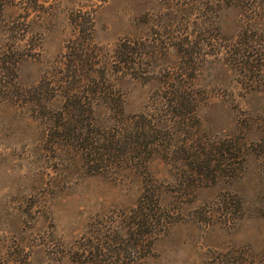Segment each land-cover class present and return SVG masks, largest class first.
Instances as JSON below:
<instances>
[{"label": "rangeland", "instance_id": "1", "mask_svg": "<svg viewBox=\"0 0 264 264\" xmlns=\"http://www.w3.org/2000/svg\"><path fill=\"white\" fill-rule=\"evenodd\" d=\"M25 1L5 6L0 15V52L12 44L9 24L28 10ZM180 2L186 0H37L44 14L36 17L31 10L25 26L38 54L19 64L10 91L0 90V264L127 263V253L117 257L105 247L127 243L129 212L151 184L173 221L156 235L150 253L132 264H264V84L244 82L225 50L247 22L264 28V0L253 20L242 4L195 0L186 8ZM79 8L94 15L96 40L104 48L99 60L124 111L122 117L110 104L95 101L87 131L133 139L136 117L144 113L167 129L162 132L170 134L174 153L210 156L214 162L220 157L221 166L177 162L161 153L149 162L147 178L130 151L132 159L93 172L86 151L52 135L58 125L54 114L63 103L66 45L76 35L70 14ZM204 29H210L216 46L206 49L195 78H185L200 99L196 115L185 123L171 118L162 124L171 114L166 91L187 76L172 45L175 36ZM126 37L153 50L142 68L147 80L120 70L111 58ZM90 69L84 74L95 75ZM48 77L53 97L44 94ZM39 85V95L32 96L30 90ZM224 198L238 206L226 209Z\"/></svg>", "mask_w": 264, "mask_h": 264}, {"label": "trees", "instance_id": "2", "mask_svg": "<svg viewBox=\"0 0 264 264\" xmlns=\"http://www.w3.org/2000/svg\"><path fill=\"white\" fill-rule=\"evenodd\" d=\"M17 1L0 0V15L5 6L17 4ZM168 1L171 3L173 0ZM194 2L195 0H186L185 3L177 4L189 8L194 7ZM224 2L226 5L242 4L249 13L250 20L254 19L251 17L257 14L258 7H260V0H224ZM25 3L29 5L28 10L19 12L9 24V39L12 44L0 52V90L3 91H10L14 85L19 64L24 59L35 57L38 54L32 46V39L30 41L27 38L28 31L25 25L29 21L31 10L34 9L33 14L36 17L44 14V11L36 8L39 7L37 0H26ZM70 22L76 30V35L66 45L65 66H63L65 71L62 72L63 78L60 80L63 88L61 90L63 103L54 114L58 124L55 127L60 129V132L55 128L52 135L59 133L56 137L61 138L62 136V138L70 139V143H75V146L78 144L82 150L86 151L90 171L98 172L105 166L129 159L131 158L130 151L134 153L133 159H137L140 167L145 170L144 175L146 174L147 178H149L147 172L149 162L161 153L167 159L177 162L189 159L190 164L198 162L205 164V167L213 164L217 167L222 165L220 157L214 162L215 160L210 156L190 155L184 158L185 153L182 150L177 151V154L174 153L170 134L166 131L162 132L167 129L157 124L155 118L144 113L136 117L137 130L133 139L130 136L125 138L121 132L115 134L113 138L110 136L100 138V135L93 130H89V133L87 127L93 126L95 101L110 104L124 117L123 102L117 92L108 85L106 65H102L99 60L104 48L96 40L94 15L90 10L79 8L70 14ZM209 32L210 29H204V33L199 32L200 34L196 33L194 36H189V34L183 37L175 36L176 40L172 45L180 54V65H183L187 71V76L182 74V78H178L173 85L176 88L166 91L170 94L166 98V104L171 108V114L161 119L162 124H167L172 119L183 123L188 119H194L200 99L196 97L187 79L195 78L200 64L207 55L206 49L216 46L212 42L214 37L209 35ZM206 33L208 36L203 38L201 34L206 35ZM157 45L153 43L151 48L158 49ZM146 47L143 41L126 37L116 43L112 49L111 58L116 65L121 67L120 70L132 71L136 77L147 80L149 76L142 68L146 64L145 60L151 57L153 50L146 51ZM162 47L166 49L167 45ZM225 50L227 61L240 72L244 82L264 84V28L255 27L254 22H247L238 37L225 45ZM88 67L95 68L96 74H91V72L84 74V70ZM48 79L49 77L44 79V94L53 97L56 95L54 88L51 87L53 82ZM41 88L39 85L31 89V95H39ZM16 91L19 92V88ZM35 101L41 105L42 97L36 96ZM45 111L46 106H44L46 116ZM216 150L219 151L220 156H225L224 145H220ZM151 186H146L135 207L129 212L130 216L127 221L130 224V232L127 243L123 247H105L117 257L127 253L125 260L128 258L129 260L125 264H132L136 257L143 258L149 254L156 235L173 221L171 214L161 205L154 189L150 188ZM221 205L228 209L229 205L230 207L238 206V202L224 198ZM98 251L95 250V253L99 255ZM121 262H123L122 259Z\"/></svg>", "mask_w": 264, "mask_h": 264}]
</instances>
